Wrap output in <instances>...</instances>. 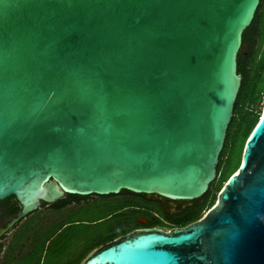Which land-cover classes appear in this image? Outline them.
I'll return each mask as SVG.
<instances>
[{
  "label": "water",
  "instance_id": "1",
  "mask_svg": "<svg viewBox=\"0 0 264 264\" xmlns=\"http://www.w3.org/2000/svg\"><path fill=\"white\" fill-rule=\"evenodd\" d=\"M260 2L0 0V201L20 204L0 235L65 194L202 197ZM79 264H264V101L206 215L131 231Z\"/></svg>",
  "mask_w": 264,
  "mask_h": 264
},
{
  "label": "flooded vegetation",
  "instance_id": "2",
  "mask_svg": "<svg viewBox=\"0 0 264 264\" xmlns=\"http://www.w3.org/2000/svg\"><path fill=\"white\" fill-rule=\"evenodd\" d=\"M243 49L245 56L246 47L243 46ZM99 196L65 194L55 201L43 202L39 208L14 222L0 235V264H20L19 260L28 254L30 249L18 248L21 240L16 243V234L25 220L40 209L44 212L41 216L42 225L62 221L45 244L50 245L56 234L67 230V238L61 249H95L134 230L163 229L168 226L165 230L168 231L182 227L179 222L198 205L194 201L171 199L157 194H132L128 191L115 194L118 207H114L116 204L103 201ZM19 211L20 204L14 197L0 201V228L7 227ZM9 234L11 237L6 244Z\"/></svg>",
  "mask_w": 264,
  "mask_h": 264
},
{
  "label": "trees",
  "instance_id": "3",
  "mask_svg": "<svg viewBox=\"0 0 264 264\" xmlns=\"http://www.w3.org/2000/svg\"><path fill=\"white\" fill-rule=\"evenodd\" d=\"M242 45H247V53L243 56V46L238 53L237 71L241 74L242 78L234 103L233 116L227 129L225 144L217 164V170H221L219 186L223 184L229 173L235 169L237 170L239 167L241 163L239 159L240 156L242 158L246 139L259 120L262 112V109L260 112L259 110L255 111V107L261 98V94L264 92V0H261L251 24L243 32ZM237 146H239V150L235 160L228 164L230 155ZM126 192L128 191H121V193ZM130 193L133 194V192ZM208 195L209 189L202 197L193 200L198 205L184 220L179 222L181 226H185L197 218L200 213V208H198L199 203Z\"/></svg>",
  "mask_w": 264,
  "mask_h": 264
},
{
  "label": "rangeland",
  "instance_id": "4",
  "mask_svg": "<svg viewBox=\"0 0 264 264\" xmlns=\"http://www.w3.org/2000/svg\"><path fill=\"white\" fill-rule=\"evenodd\" d=\"M247 49V47H246ZM264 101V92L261 94V98L258 104L255 107V111H261L263 107ZM239 146L231 153L228 164L235 160V157L238 153ZM241 155V154H240ZM241 160V156L239 162ZM239 164V163H238ZM222 168V167H221ZM236 171V169L229 173L226 180H224L223 184L228 181L230 176ZM221 177V170H218L217 177L215 181H213L209 188V195L204 197L198 208H200V213L197 218L193 221L201 219L206 213L211 209L216 203L218 194L221 190V186H219V179ZM215 195V196H214ZM214 196V197H213ZM101 200L106 201L108 203H117L118 198L115 197V194L110 195H101L99 196ZM211 199H213L211 201ZM193 201V200H192ZM114 207H118L116 204ZM43 209L38 210V212L33 213L29 217V219L21 226L18 233L16 234V243L19 242V249H30L28 254H25L20 260V264H79L84 258L94 249H61L65 239L67 238V230L61 233H58L54 236L53 241L50 245L45 244L46 239L54 233L57 228L60 226L61 222L52 223L50 225L44 226L42 225V215ZM67 218H70L69 216ZM192 221V222H193ZM33 223V224H32ZM191 223V222H190ZM163 230H167L169 227H162ZM11 234L7 235V240L9 241ZM30 238V241H28ZM28 243V245H27ZM8 244V242L6 243Z\"/></svg>",
  "mask_w": 264,
  "mask_h": 264
},
{
  "label": "snow or ice",
  "instance_id": "5",
  "mask_svg": "<svg viewBox=\"0 0 264 264\" xmlns=\"http://www.w3.org/2000/svg\"><path fill=\"white\" fill-rule=\"evenodd\" d=\"M241 167H243V165H241Z\"/></svg>",
  "mask_w": 264,
  "mask_h": 264
}]
</instances>
